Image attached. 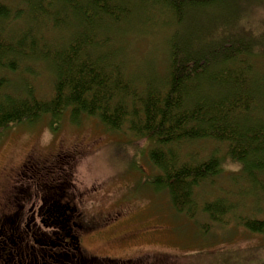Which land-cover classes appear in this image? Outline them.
<instances>
[{
    "label": "trees",
    "instance_id": "trees-1",
    "mask_svg": "<svg viewBox=\"0 0 264 264\" xmlns=\"http://www.w3.org/2000/svg\"><path fill=\"white\" fill-rule=\"evenodd\" d=\"M137 1L134 15L129 0H23L24 10L0 1V28L27 23L14 38L4 37L0 29V71L18 75L23 67L32 75L31 65L40 64L53 78L48 100L36 99L30 89L22 97L7 95L3 88L10 87L9 81L0 78V133L46 117L54 128L65 113L72 124L91 117L109 132L126 129L143 143L157 171L152 184L167 193L173 210L192 218L194 192L207 186L217 194L200 211L211 223H232L264 237V16L254 34V24L249 20L246 27L242 15L252 6L264 9V0H233L231 13L217 8L224 0H149L152 9L171 16L175 30L163 79L148 78L139 86L128 78L120 50L111 47L115 41L109 37L132 16L148 21L145 0ZM212 9L223 20L208 32L206 11ZM197 10L204 16L186 20ZM43 27L66 36L48 40L40 36ZM200 141L224 145L225 154L212 152L195 163L191 152L181 153ZM225 156L242 161L243 169L228 172L223 188L214 182L223 173L219 164ZM241 195L246 200L239 206L234 201ZM253 258L251 252L243 261L255 264Z\"/></svg>",
    "mask_w": 264,
    "mask_h": 264
},
{
    "label": "rangeland",
    "instance_id": "rangeland-1",
    "mask_svg": "<svg viewBox=\"0 0 264 264\" xmlns=\"http://www.w3.org/2000/svg\"><path fill=\"white\" fill-rule=\"evenodd\" d=\"M0 1L12 10H24L23 0ZM129 2L134 15L140 3L137 0ZM233 2L224 0V6L217 8L231 13ZM143 4L147 22L143 23L129 14L130 19L114 28L113 34L109 36L115 41L111 47L119 48V61L126 67L128 78L136 86L148 78L163 79L169 59L168 41L175 30L168 13L159 7L152 9L149 0H145ZM262 10L264 9L252 6L246 15L244 11L242 15L246 24L242 22L239 27L245 24L249 28L250 20V23L254 24L251 30L257 34L255 27L264 16ZM206 12L207 16L211 17L206 21L207 24L211 23V27L206 29L211 32L212 26L223 19H219L220 14L214 9ZM190 16L202 17L204 14L197 10L194 15H186V20ZM26 24L21 20L10 27L9 24L1 26L0 29L4 37L14 38L25 30ZM30 27L29 25L28 28ZM49 28L40 29V36L48 40L66 36L61 32L50 31ZM116 31L120 34L114 33ZM253 63L254 60L252 66ZM18 69V75L0 71V78L5 76L10 84L9 88H3V92L16 97L30 89L38 100L50 98L53 78L47 67L41 69L40 64H32V75L24 72L23 67ZM256 83L258 84L257 80ZM262 83L260 81V87ZM145 151L143 143L137 142L126 129L118 133L109 132L97 119L91 117H83L77 124H72L65 113L54 128L49 126L46 117L37 124L23 123L2 131L0 171L3 170L6 178L11 171H16L21 166L24 158L66 154V158L56 163H41V173L62 177L67 174L74 191L78 195L83 194V206L80 208L87 209L88 222L85 226L99 227L95 229V233H86L83 247L91 254L113 258L115 263L130 261L132 264H247L243 259L246 260L252 252L255 264H264V251H256L264 248L263 236L250 235L232 223L216 225L201 213L202 203L217 194L207 186H202L194 192L196 211L192 218L173 210L167 193L155 189L152 184L157 171L148 161ZM185 152L195 155L193 161L196 163L209 157L212 152L213 155L222 157L225 154V146L200 141L183 147L181 153ZM31 169L30 164H27L22 170L19 187L22 182L24 188H28L29 178L26 176L30 175ZM227 176L228 172L223 171L214 185L226 188ZM3 180L2 178L0 183ZM10 187H14L13 183ZM245 200V195H241L239 201L234 203L241 206ZM132 230L138 231L139 234L124 242L114 240L116 236L124 237Z\"/></svg>",
    "mask_w": 264,
    "mask_h": 264
},
{
    "label": "flooded vegetation",
    "instance_id": "flooded-vegetation-1",
    "mask_svg": "<svg viewBox=\"0 0 264 264\" xmlns=\"http://www.w3.org/2000/svg\"><path fill=\"white\" fill-rule=\"evenodd\" d=\"M66 157H27L6 178L0 171V180L4 179L0 183V264H116L113 258L91 254L83 247L86 233H95L99 227L85 226L87 209L80 208L83 194L74 191L67 174L41 173V163ZM27 164L33 168L29 176L25 174L29 178L25 189L19 182ZM136 234L139 232L132 230L114 240L124 242Z\"/></svg>",
    "mask_w": 264,
    "mask_h": 264
},
{
    "label": "clouds",
    "instance_id": "clouds-1",
    "mask_svg": "<svg viewBox=\"0 0 264 264\" xmlns=\"http://www.w3.org/2000/svg\"><path fill=\"white\" fill-rule=\"evenodd\" d=\"M219 167L225 172L239 173L243 169V162L231 156H225Z\"/></svg>",
    "mask_w": 264,
    "mask_h": 264
}]
</instances>
